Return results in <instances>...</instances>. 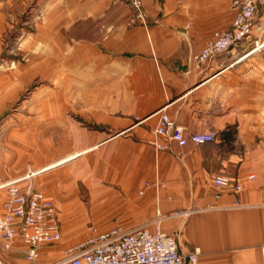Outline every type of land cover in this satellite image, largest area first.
<instances>
[{
    "label": "crops",
    "instance_id": "1",
    "mask_svg": "<svg viewBox=\"0 0 264 264\" xmlns=\"http://www.w3.org/2000/svg\"><path fill=\"white\" fill-rule=\"evenodd\" d=\"M144 8L146 24L129 22L127 0H0V184L58 165L40 167L52 159L44 146L51 121L67 142L58 161L79 153L64 162H99L100 170L93 165L71 178L90 177L91 193L116 198L121 217L160 219L181 252L200 248L199 264H264V6L249 36L203 62L193 56L231 27V0H146ZM19 22L21 34L12 36ZM14 37L24 62L13 59ZM45 71L54 88L75 97L33 96L29 113L23 106L14 113ZM73 102L77 118L67 113ZM163 106L186 136L214 132L216 139L157 150L151 141ZM14 115L35 121V129H15ZM93 121L101 129L89 128ZM218 174L246 188L218 189ZM42 182L32 183L40 189ZM6 199L0 188V214ZM5 256L31 264L17 250Z\"/></svg>",
    "mask_w": 264,
    "mask_h": 264
},
{
    "label": "built area",
    "instance_id": "2",
    "mask_svg": "<svg viewBox=\"0 0 264 264\" xmlns=\"http://www.w3.org/2000/svg\"><path fill=\"white\" fill-rule=\"evenodd\" d=\"M127 1L133 8L129 22L146 24V0ZM231 2L235 10L231 27L216 32L202 50L193 56L195 61L213 58L252 33L264 0ZM157 113L158 120L151 141L157 150L168 149L172 144H201L216 139L214 132H193L186 136L166 106ZM25 178L0 184V188L7 191L4 212L0 214V264H5L6 253L15 250L22 252L31 264H38L44 250L62 239L53 199L32 182L21 184ZM213 181L218 189L231 188L239 192L246 188L243 180L225 174L216 175ZM142 193L143 190L140 191ZM19 243L21 247L17 245ZM200 253L199 247L188 253L181 252L175 234L165 230L161 220L156 219L129 228L115 225L95 231L86 239L68 246L62 258L49 264H199Z\"/></svg>",
    "mask_w": 264,
    "mask_h": 264
},
{
    "label": "rangeland",
    "instance_id": "3",
    "mask_svg": "<svg viewBox=\"0 0 264 264\" xmlns=\"http://www.w3.org/2000/svg\"><path fill=\"white\" fill-rule=\"evenodd\" d=\"M22 24L21 22L17 23L16 26H13V35L19 36L21 34ZM13 48V59L16 61H26L29 57H22L17 51L20 50V38H13L11 42ZM52 73L45 71V77H39L33 81H31L26 89L23 90V93L18 101L12 107L13 112H17L19 106L24 107V111L27 113L30 112V108H33L32 105V97L40 96V97H51L54 93L58 91H62L64 96H73L75 97V90H70L67 88L56 89L53 85ZM39 84L40 88H35ZM23 100H28L27 103H22ZM25 101V102H26ZM31 102V104H28ZM70 107V106H69ZM67 108V113L72 115V117L77 118L78 112H76V108L78 106L74 105L73 109ZM80 108V106H79ZM68 123V122H67ZM66 123V124H67ZM87 123V122H82ZM89 128L93 129H101L102 125L93 121L92 124L87 123ZM51 121H45L44 127L46 135L44 136V146L47 153H51L52 159L45 160V163L40 166H47L51 163L58 161L59 159L65 157L67 153L65 152L64 144L67 143L64 141L65 138L63 136H58L56 133H53ZM13 127L23 128L26 130H33L36 127V122L30 119L26 121H20L15 117L13 119ZM63 128V127H62ZM35 140L34 143L31 142L32 138L30 137V146H36L37 138H33ZM32 149V147L30 148ZM72 165L74 167H72ZM93 165H96L95 168L99 169V162H93ZM92 164L91 166H85L80 163H73V161H67L62 164H58L55 167L43 171L37 175L31 176L30 171H26L23 175H20L16 178H12V180L25 178L21 183L27 184L33 182L34 180L43 178L41 186L39 188L42 191H46L49 196L53 199L56 210L59 218V227L62 232V239L51 246H48L44 252L42 257H40L38 264H49L51 262H55L64 256V252L66 248L70 245L76 244L79 241L86 239L90 234L95 231L105 230L115 225H122L125 228H129L132 226L142 225L147 222H141L137 217L133 219L131 217H121L117 212V209H113L118 200L114 198L112 201L107 202L105 197L101 196L100 193L92 194L91 189L92 186L90 177L78 176L77 179H72L71 174L79 171H86L90 169V171H95L96 169ZM76 166V167H75ZM93 166V167H92ZM40 169V168H39ZM39 169H33V171L38 172ZM30 173V174H29ZM34 173V172H33ZM31 176V177H30ZM95 181L99 182V178H93ZM50 186V187H49ZM5 264H9L5 261Z\"/></svg>",
    "mask_w": 264,
    "mask_h": 264
},
{
    "label": "bare ground",
    "instance_id": "4",
    "mask_svg": "<svg viewBox=\"0 0 264 264\" xmlns=\"http://www.w3.org/2000/svg\"><path fill=\"white\" fill-rule=\"evenodd\" d=\"M78 154H79V153H77V154H73V155H70L69 157H67V158H65V159H62V160H60V161H58V162H55V163H53V164H51V165L45 167L44 169L49 168V167H52V166H55L56 164H59V163H61V162H64V161L68 160L69 158H72V157H74V156H76V155H78Z\"/></svg>",
    "mask_w": 264,
    "mask_h": 264
}]
</instances>
